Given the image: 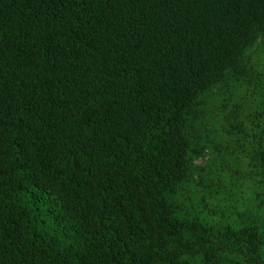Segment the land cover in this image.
<instances>
[{
	"label": "trees",
	"instance_id": "obj_1",
	"mask_svg": "<svg viewBox=\"0 0 264 264\" xmlns=\"http://www.w3.org/2000/svg\"><path fill=\"white\" fill-rule=\"evenodd\" d=\"M0 264H264V0H0Z\"/></svg>",
	"mask_w": 264,
	"mask_h": 264
},
{
	"label": "rangeland",
	"instance_id": "obj_2",
	"mask_svg": "<svg viewBox=\"0 0 264 264\" xmlns=\"http://www.w3.org/2000/svg\"><path fill=\"white\" fill-rule=\"evenodd\" d=\"M199 162H201V163H202L203 161H199Z\"/></svg>",
	"mask_w": 264,
	"mask_h": 264
}]
</instances>
